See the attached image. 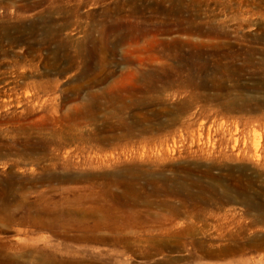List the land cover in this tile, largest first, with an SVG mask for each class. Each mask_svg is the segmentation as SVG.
I'll list each match as a JSON object with an SVG mask.
<instances>
[{
	"label": "rangeland",
	"instance_id": "obj_1",
	"mask_svg": "<svg viewBox=\"0 0 264 264\" xmlns=\"http://www.w3.org/2000/svg\"><path fill=\"white\" fill-rule=\"evenodd\" d=\"M134 4L140 6L141 13L145 5L158 6L161 3L159 0H0V111L2 112L0 119L5 117L2 119L3 122L0 120V187L2 186L0 209L6 207L5 211L1 209L3 213L0 210V246L3 243H20V240L27 237L42 238L43 236L48 242L56 243L57 237L51 231L40 229L35 223L66 222L69 218H74L76 213L81 212L77 210L80 207L82 209L96 205L93 203L96 198L104 208H107L116 204L114 197L121 201L126 197L130 202L132 196L136 195L134 197L136 201H131V207H135L134 211L137 212L138 217H147L156 210L164 212L162 210L167 206L169 212L167 209L164 210L172 213L175 225L172 227V232L166 233L167 235L157 230L159 226L155 225L153 232L151 228L145 230L140 226L130 233V236L133 239H147L151 237L150 235L156 238L161 235L162 237L178 235L179 238L174 239H177L181 246L178 245L179 250H176L178 249L176 246V249H170L172 251L166 249L155 254L147 249L145 240L135 241L132 242L130 249L118 247L123 253L104 258V264H229V261L236 264L235 260L242 256L251 259L241 264H264V221L258 222L250 214L247 215L245 206L226 202L227 195L236 197L237 191L245 188L262 207L261 211L264 215V0H196L188 6L187 11H185L187 8H184L183 13L173 12L167 16L163 12L151 13L152 20L148 21L158 28L165 23H169L173 28L189 23L204 30L214 28L223 33L227 31L229 33L227 37L198 36V39L209 40L211 45L216 41L222 44L229 43L231 49L238 54L237 63L252 59L253 67L243 77L241 83L226 81L228 88L224 90L218 91L206 87L201 88L195 95L179 92L177 89L167 96L162 95L164 100L149 105L136 104L124 113H119L118 105L116 107L111 104L106 105L105 100L100 96L94 99L96 103L102 101V104L96 105L94 109V120L87 124L83 123L80 130H73L71 134L59 132L65 128V125L55 123L58 115L64 114L67 109L76 110L74 108L85 100L86 91L81 92L79 101L66 103L64 109L57 113H53L56 112L54 108L59 109L58 104L64 97L75 95L73 86L92 77L93 70L88 68L91 63L87 48L88 33L93 32V38L99 39L101 36L99 29L107 30V26L103 27L104 22L111 23L112 28L119 31L122 27V32L141 25L148 19L140 16V13L130 15ZM175 31L167 35L156 31L153 27V32L141 40L120 47L116 57L106 55L109 60H114L111 64V69L114 71L111 80H125L127 84L124 85H129L131 82L132 74L127 71L124 64L115 65V61L121 62L122 57L127 55L126 48L140 50L134 53V59L151 56L161 47L160 38L180 35V32ZM55 32L57 36L52 37ZM152 61L158 62L153 58ZM67 67L70 69L61 74L60 71ZM70 86H72L71 91L66 92V88ZM102 87L104 84H93L90 90H101ZM182 103L186 105L184 112L178 114L177 108ZM29 109H35L39 115H43L49 126L46 125V128L41 129L42 127L38 125V117L27 119V122L23 117V111ZM141 112L146 113L150 118L148 124L150 128L146 134L140 132L142 127L137 124V115ZM117 116L125 117L130 126L113 127L112 124L118 120ZM33 120H37L36 126L33 125L35 124ZM162 124L168 126L163 129ZM29 126L31 128L27 129ZM52 126L56 127V131ZM35 127L40 128L36 130ZM128 132H131L129 139L98 140L99 137ZM50 176L55 181L50 179ZM149 176L156 178V182ZM166 177L168 180L179 179L187 187L184 189L186 191L183 190L184 194L181 190L178 196L168 195L169 186L177 188L179 185L176 181H163ZM215 177H219L221 183H218L220 186L215 189L216 191L213 189L215 191L213 195L209 187L216 186ZM47 179L50 183H47L49 182ZM40 180L42 181L39 182ZM39 183L42 184L38 185ZM142 185L146 190L140 188ZM225 186H230V189L226 190ZM66 189L71 191L67 192ZM202 189L207 193L203 191L204 193L201 194ZM43 190L46 192L45 195L39 192ZM49 190L52 193L49 194ZM28 191L30 195L27 194ZM77 193H83L86 199L83 198L80 202L74 201L73 198ZM129 193L135 195L130 194L128 197ZM37 194H40L39 197ZM47 194L51 196H48L50 199ZM198 194L204 201L206 199V204L203 200L201 202ZM203 194L208 197L205 196L204 199ZM149 195H153V198ZM141 196L144 198L146 196L145 200ZM109 198L111 201H107ZM191 198L196 200L192 201ZM126 199L125 203H127ZM212 200L223 203L218 204L221 209H218V205ZM68 201L73 205H69ZM105 201L108 202L107 205ZM18 202L21 204L18 205ZM36 205L41 210L37 211ZM11 206L19 213L10 211ZM19 218H22L21 221ZM26 218L33 219L31 221ZM12 219L14 222L11 221ZM2 222L8 227L6 228ZM188 223L190 227L193 225L192 228H195L194 235H196L193 236L200 239L204 236V241L214 242L212 244V247L215 246L214 249L227 243L226 239L230 234L239 235L241 233L239 228L245 232L248 230L245 237L254 236L256 243L248 244L245 239H238L240 245L244 246L243 255L230 256L226 259L209 257L196 250L192 235L183 232L188 228ZM247 225L251 227L248 228ZM169 226L171 225L168 224ZM175 230L182 232L178 233ZM94 249L102 250L107 254L116 251V248L108 243L94 244ZM132 249L133 251H130Z\"/></svg>",
	"mask_w": 264,
	"mask_h": 264
},
{
	"label": "bare ground",
	"instance_id": "obj_2",
	"mask_svg": "<svg viewBox=\"0 0 264 264\" xmlns=\"http://www.w3.org/2000/svg\"><path fill=\"white\" fill-rule=\"evenodd\" d=\"M186 1H188V2L186 3ZM195 1L196 0H159V2L161 4H159L158 6H156V5H145L144 8L142 9L143 12H141V13H140V11H141L140 6L134 4L132 6L130 15L132 16L134 14L140 13L139 14L140 16H143V17H145V19H148V20H144L143 23H141V25H138L137 27L134 26L129 31L126 30V31L122 32V27H120V31H119L118 29L112 28L111 23L104 22L103 27L107 26V30L104 31V30L99 29L100 35H101L99 39L93 38V32L88 33L87 37H88L89 45L87 48H88V55L91 56V63L89 64L88 68L93 70L92 77L87 79L85 82H83L79 85L73 86V90L75 92V95H70V96L64 97L63 99H61L62 100L61 103L58 104L59 109L54 108L56 110V112L53 111V113H57L61 109H64L66 103H70L71 101H74V100L77 101L80 98L79 95L81 94V92L86 91L85 100H82L80 106L74 108L76 110L71 111L72 109H67L64 112V114L58 115L59 117H58V119L55 120V123L59 122L61 125H65V128L60 125L64 129H61L62 131L59 130V132L60 133L66 132L67 134H71L70 132L73 130H76V131L80 130L83 123L87 124L88 122L94 120L95 119L94 109H95L96 105L102 104V101H98L96 103L94 101V99H97L100 96L103 97L106 105L111 104L114 107H116L118 105L117 108L120 111L119 113H124L127 110L131 109L133 106H136V104L149 105L152 102L164 100L165 98L162 99L163 98L162 95L167 96V95L173 93L174 91H176L177 89L179 90V92H187L190 95H195L196 93L200 92L201 88L204 89L206 87H210V88L218 90V91L224 90V89L228 88V86L226 85V81H228V82H238L239 81L238 83H241L240 81L247 74V72L253 67L254 62L252 61V59H246V61H244L243 63H237L236 60H238V54L236 53V51L231 49V46L229 45V43L225 42V44H222V42L216 41L215 44H217V45H215V44L211 45L209 40L208 41H201L198 39V36H206V37L214 36V38H217L220 36H223V37L226 36L227 37V34H229L227 31H225L226 33H223V32H220L218 30H215L214 28H211L210 30H204L200 27L191 26L189 23L187 25L186 24H180L176 28L169 26V23H165L164 25H162L158 28V26H154L153 24H150L148 22V21L152 20L151 13L163 12L164 15H166V16L171 15L173 12L183 13L184 12L183 9L187 8L185 10V11H187L188 6L192 2H195ZM166 2H168V3L166 4ZM145 12L147 14L149 13L150 15L149 14L146 15ZM153 27L156 31H159L162 34L169 35L173 32H176L175 30H177L178 32H180V35H177V36H174L171 38H160L159 42H160L161 47L155 51V54H153L151 56L149 55L147 57L146 56H140L138 59H134V56H133L134 53L139 52L140 50L136 49V51H134V50H130V49L126 48L125 53L127 55H124L122 57L121 62H120V60H119V62L115 61L116 62L115 65H118L120 63L124 64V66L127 68V71L132 74L131 82L130 83L128 82L129 85H124V84H127V81L124 80L125 83H123L124 81L121 78H120L121 80H119V79L111 80V77L113 76V73H114V71L111 69V64H112V62H114V60H111V59L109 60V58H107L106 55L110 54L111 56L116 57V54H117L120 47L126 45L127 43H129V44L132 42L135 43V42L141 40L142 38L147 36L149 33L153 32ZM54 36L55 37L57 36L56 32L54 33V35L52 37H54ZM202 42H206V44H204V43L202 44ZM145 50H148V49L145 48ZM152 58L158 62L153 63ZM134 64L135 65L137 64V66H135ZM64 69L65 70L60 71L61 74L65 73L70 68L67 67ZM126 75H124V76H126ZM122 78H124V77H122ZM126 79H128V78H126ZM24 84L26 86V83H24ZM93 84L94 85L104 84V87H102L101 90L91 91L90 87ZM71 87L72 86L67 87L66 92L71 91ZM10 90H12V89H10ZM183 103L181 104V106H179L177 108L176 112L178 114H182L184 112L186 105H184ZM5 110H7V109H5ZM23 113H24L23 117L26 118L27 122H28L27 119L32 120V119H35L38 117V125H40V127H42L41 129H43V127L46 128L45 126L48 125L44 116L39 115V112L35 109L24 110ZM154 114L158 115V113H154ZM53 115L55 116L56 114H53ZM4 118H2V119H4ZM117 118H118L117 122L112 124L113 127L130 126V124L127 123L125 117L117 116ZM2 119H0V120H2ZM149 120H150V118L148 117V115L146 113L141 112L137 115V124L141 125V127H142V129L140 130L141 133L146 134L147 132H149V128H150L148 126ZM2 122H3V120H2ZM33 122L35 123L33 125L36 126L37 120L36 121L33 120ZM33 122L31 121V124ZM29 124H30V122H29ZM5 125H7V123ZM33 125H31V126H33ZM143 125H144V127H143ZM163 125L164 124L161 125V128H163V129L168 126L167 124H165L164 126ZM40 127H38L37 129H39ZM52 127H55V126H52ZM52 127H51V129L53 130ZM18 128H19V126H18ZM21 128H22V126H21ZM28 128H31V127L29 126V127H27V129ZM35 129H36V127H35ZM59 129H60V127H59ZM55 131H56V127H55ZM55 131H54V134H55ZM18 134H19V132H18ZM130 137H131V132H128V133H124V134H118L116 136L113 135V136L99 137L98 140H100V141H107V140H114V139L115 140H125V139H129ZM24 138L26 139V137H24ZM28 139H29V137H28ZM27 143H29V142H27ZM56 144H54V146ZM40 145H41V143H40ZM18 146H19V144H18ZM27 147H28V145H27ZM51 147H53V146H51ZM34 148H36V147L34 146ZM15 153H16V151H15ZM27 154L28 153H26V156H27ZM22 155H23V152H22ZM10 160H12V159H10ZM35 168L37 169V167H35ZM44 170H46V169H44ZM51 176L53 177L54 175H51ZM51 176L49 178L53 179V178H51ZM152 176H151V178H152ZM40 177H39V179H40ZM144 177H146V176H144ZM7 178H9V177H7ZM149 178H150V176H149ZM21 179H22V177H21ZM21 179H20V181H21ZM161 179H162V177H161ZM163 179H164L163 181L166 180L168 182H170V180L176 181L178 183L177 185H179L177 188L174 186H173L174 187L173 188L172 186H169L167 184V187L169 186L167 189L168 195L178 196L179 194H181V192L179 193V191H181V190L183 191L184 189L187 188L177 178H174V179L169 178V180H168V178L166 177ZM22 180H24V179H22ZM38 180H36L35 182L37 183ZM42 180H40L39 182H41ZM159 180L157 182H159ZM26 181L28 182L29 180H26ZM48 181L49 182H47V183H50V180H48ZM152 181L156 182V178H152ZM214 181H216V186L214 185V186L209 187V189L210 188L212 189L211 191H213V189L215 190L217 187L220 186V184H218L221 181L219 179V177H215ZM2 183H4V182H2ZM5 183H7V182H5ZM42 183H39L38 185H40ZM19 184H21V182ZM22 184H23V182H22ZM5 185H7V184H5ZM5 185H3V186H5ZM164 185H163V187H164ZM36 186H37V184H36ZM1 187H0V191H1ZM18 187H20V186H18ZM160 187H161V184H160ZM140 188H143V185ZM144 188L142 190H146V188L145 189ZM154 188H156V187H154ZM157 188H158V186H157ZM225 188H226V190H229L230 186H227V187L225 186ZM27 189H30V188H27ZM73 189H72V191L74 192L75 189L74 190ZM84 189H85V186H84ZM17 190H19V189H17ZM46 190L47 189H45V191ZM52 190H54V189L52 188ZM66 190H68V189H66ZM25 191H23V192H25ZM45 191L43 190V191H39V192H43L45 195L47 192V191L46 192ZM69 191H71V190H68L67 192H69ZM157 191H158V189H157ZM184 191H186V190H184ZM184 191H183V194H184ZM203 191H204V189H202V191L200 193L202 194L205 192V191L204 192ZM215 191H213L212 193L210 192V193L214 195ZM30 192H31V190H30ZM30 192L28 191L27 194L30 195ZM143 192H146V191H143ZM154 192H155V190H154ZM188 192L189 191H187V193ZM32 193H34V192H32ZM50 193H52V191H50L49 194ZM127 193H128V191H127ZM155 193L158 194V192H155ZM205 193H207V192H205ZM5 194H6V192H5ZM49 194H47V197L49 196ZM78 194L79 193H77L76 195H78ZM108 194H109V192H108ZM130 194H132V193H129L128 197L130 196ZM13 195H15V193ZM39 195L40 194H37V197H39ZM51 195H55V194H51ZM76 195H75V198L71 197L76 202L82 201L83 198L86 199V197H85L86 195L84 196L83 193L79 194L77 197H76ZM122 195H123V193H122ZM132 195H135V194L133 193ZM203 195H204V199H205V196L208 197V195H205V194H203ZM210 195H209V200H210ZM237 195L238 196H236V197H234L232 195L231 196L227 195L226 202L237 203L238 205L240 204V205L245 206L247 215L250 214L258 222H263L264 221V215H263V211H261L262 207H260V205L256 202L254 197L249 195L248 190L245 188H241L240 190L237 191ZM135 196H132V197L134 198ZM150 196L151 195H149V197ZM199 196L201 198V195H199ZM9 197H11V196L9 195ZM21 197H23V196H21ZM49 197H51V196H49ZM189 197H191V196H189ZM13 198H15V197H13ZM19 198H17V199H19ZM25 198H22V199L24 200ZM133 198H131L130 202H128L126 197H125V199L127 201V203H125V199L123 200L124 201L123 202L120 199H117L114 197L116 204L113 207L104 208L103 204L100 202V200L98 198L94 199V197H93V199L96 200V201H94L89 197V199L94 201L93 203H96V205H94L93 207L82 208V209L80 207L77 210H80L81 212L76 213L74 218H69L66 222H58V221L57 222H50V223H46V222L38 223L37 222V223H35V225L37 227H39L40 229H46V230L51 231L53 233V235L57 237L58 241L56 243H50L45 239L46 237L43 236L42 238H40V237H38V238L27 237V238H24V240H20L21 241L20 243H13V242L3 243L0 246V264H104L105 263V262L103 263L104 258L106 259L110 255L119 256L120 254L123 253L122 250L118 249V247L130 249L132 247L131 246L132 242H135V241H141L142 242L143 240H145L147 242L146 243L147 249L150 252L153 251L155 254H159L163 250H166V249H169V250L170 249L173 250V248L176 249V246H177V248L179 247L178 245L181 246L180 242L174 238H177L178 237L177 234L181 233L182 231L178 232L175 230L176 232H178L177 234H175V235H177L176 237H170L169 235L164 237L165 235H167L166 233L172 232L171 231L172 227L175 225V223H174L175 219H172V217H173L172 213H168L169 211H168L167 206L164 209L165 210L167 209L168 212H165V210L163 208H162L163 209L162 211H164V212H161V210L160 211L158 210L159 211L158 212L155 209L156 212L150 213V215H148L147 217L146 216L144 218L138 217V215H136L137 212L135 213V211H134L135 207L134 206L131 207V205H132L131 201L132 200L136 201V199L135 198L133 199ZM142 198H144V197H142ZM145 198H146V196H145ZM145 198L143 200H145ZM159 198H156V199H159ZM195 198H194V200L197 199V198L196 199ZM0 199H2V198L0 197ZM40 199H41V197H40ZM69 199H70V197H69ZM192 199L193 198H191V200ZM211 199H212V197H211ZM42 200H43V198H42ZM182 200H184V199H182ZM194 200H192V201H194ZM202 200L203 199L201 198V202H202ZM9 201H10V199H9ZM9 201H7V202H9ZM27 201H29V200H27ZM39 201H41V200H39ZM39 201H38V203H39ZM107 201H111L110 198ZM150 201H152V200H150ZM212 201L215 202L216 200H212ZM7 202H6V204H7ZM41 202H43V201H41ZM85 202L87 203V200H85ZM154 202H156V201H154ZM160 202H161V200H160ZM163 202H164V200H163ZM201 202H199V203H201ZM205 202H206V199L203 203H205ZM3 203L5 204V202H3ZM9 203H11V202H9ZM19 203L20 202H18V205H19ZM105 203H106V201H105ZM215 203L217 205L223 204L219 201L215 202ZM71 204L69 202V205H71ZM81 204H83V203H81ZM107 204H108V202L106 203V205ZM110 204H111V202H110ZM133 204L135 205L136 203H133ZM147 204L149 206V203H147ZM224 204H226V203H224ZM8 205H10V204H8ZM18 205H17V207H18ZM26 205H28V203H26ZM40 205H41V203H40ZM91 205H92V202H91ZM220 205H218V209H221ZM37 206L38 205H36L35 207H37ZM219 206H220V208H219ZM3 207H5V206H3ZM26 207L29 208L28 206H26ZM26 207H24V209H26ZM33 207H34V205H33ZM150 207H151V204H150ZM155 208H156V206H155ZM1 209H3V208H1ZM5 209H6V207H5ZM5 209H3V210L5 211ZM12 209L10 211L16 212L13 207H12ZM39 209L41 210V208H38L37 211H39ZM73 209L75 210L74 207H73ZM73 209H72V211H73ZM175 209H176V207H175ZM20 210L22 211V209H20ZM173 210H174V208H173ZM151 211H153V209ZM32 212H34V211H32ZM46 212H48V211L46 210ZM74 212H73V215H74ZM1 213H3L2 210H1ZM16 213H19V212H16ZM60 213H62V212H60ZM9 214H6V215L9 216ZM45 215H46V213H45ZM7 216H5V217H7ZM32 216H34V215H32ZM178 216H179V214H178ZM11 217L14 218V216H11ZM23 217L24 216H22V218ZM26 217H28V216H26ZM30 217H31V215H30ZM130 217L132 219H130ZM45 218H46V216H45ZM14 219H12L11 221H13ZM21 219L19 218L20 221H21ZM26 219L31 220L33 218H29V219L26 218ZM50 219H51V217H50ZM65 220H66V217H65ZM176 220H178V219H176ZM16 222H17V220H16ZM47 222H49V221H47ZM177 222L178 221H176V224H178ZM196 222H197V220H196ZM8 223H9V221H8ZM18 223H20V222H18ZM21 223H23V222H21ZM221 223H222V221H221ZM3 224L6 228L8 227L5 225L6 223H3ZM168 224H170L171 226L168 227ZM155 225L159 226V228L157 230H159L162 233H165V235L163 237H162L160 232L159 233L157 232L158 234L161 235V237H159V238H158V236L156 238L155 236L150 235L151 237H148L147 239H143V238L133 239L130 236V233H133L134 231H136V228H138L140 226L144 227L145 230H146V228H148V229L151 228L150 230L153 232V228ZM190 226L188 223V228L184 229L183 232L193 236L195 228L194 229L192 228V227H194L193 225H192V227H190ZM249 227H251V225L248 226V228ZM141 230H144V229H141ZM236 230H233V232H235ZM239 231L241 233H239ZM239 231H238L239 235H234L232 232H230V233H232V235L230 234V236L227 237V239H226L227 243H225L222 247H220L218 249H214L213 247H215V246L212 247V244L214 242L204 241L205 238L203 235L202 236L204 239L202 238L203 239L202 240V239H200V237H198V238L194 237L196 235L195 234L193 236L194 238H193L192 242L195 245L196 250L200 251L203 255H206L209 257H216V258L218 257V258L226 259L230 256L243 255L244 246L240 245V243L238 242V239H241V240L245 239V241L248 244L254 245V243H256V241H255L256 239L253 238L254 236L248 235L251 238L245 237V235L247 236L246 233L248 230L245 232L243 230L241 231L239 228ZM137 233H139V232H137ZM132 235L134 236V234H132ZM138 236H140V234ZM146 236H148V235H146ZM217 237H219V236H217ZM0 240H1V238H0ZM257 240H258V238H257ZM2 241H4V240H2ZM211 241H213V240H211ZM182 242H184V240ZM106 243L115 247L116 251L114 253H110V254L108 253L107 254V253H104L102 250H95L94 249V244H106ZM136 245H137V242H136ZM217 245H219V244H217ZM140 247L142 248V246H140ZM179 248L176 250H179ZM143 250H145V248ZM148 250H146V251L148 252ZM172 250H170V251H172ZM130 251H133V249ZM138 253H140V252H138ZM142 253H143V251H142ZM149 254L151 255V253H148V255ZM145 256H147V255L145 254ZM250 259L251 258H247V257L245 258L242 256V258L236 259L235 261H237L236 264H241V263H246L247 261H250ZM232 263L233 262L229 261V264H232ZM254 263H257V262H254ZM217 264H219V263H217Z\"/></svg>",
	"mask_w": 264,
	"mask_h": 264
}]
</instances>
